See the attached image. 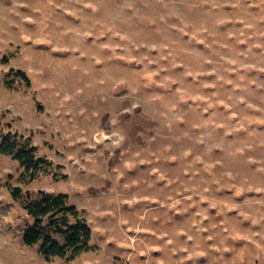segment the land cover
<instances>
[{"label":"rangeland","instance_id":"1","mask_svg":"<svg viewBox=\"0 0 264 264\" xmlns=\"http://www.w3.org/2000/svg\"><path fill=\"white\" fill-rule=\"evenodd\" d=\"M8 133L45 163L0 151V264H264V0H0ZM40 192L87 251L22 242Z\"/></svg>","mask_w":264,"mask_h":264},{"label":"trees","instance_id":"2","mask_svg":"<svg viewBox=\"0 0 264 264\" xmlns=\"http://www.w3.org/2000/svg\"><path fill=\"white\" fill-rule=\"evenodd\" d=\"M0 151H15L13 158L28 173H34L45 163L43 159L35 157L33 146H20L9 133L1 140ZM20 193L19 188L12 191L15 198ZM24 208L32 221L22 230V242L37 245V251L42 256L73 259L89 249L91 229L82 212L69 204L67 194L40 192L39 197L28 200Z\"/></svg>","mask_w":264,"mask_h":264}]
</instances>
